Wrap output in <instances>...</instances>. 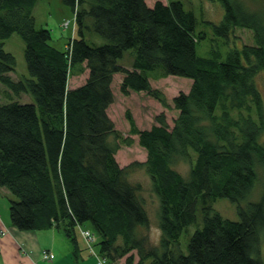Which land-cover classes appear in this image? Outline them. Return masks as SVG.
I'll return each instance as SVG.
<instances>
[{
    "label": "trees",
    "instance_id": "1",
    "mask_svg": "<svg viewBox=\"0 0 264 264\" xmlns=\"http://www.w3.org/2000/svg\"><path fill=\"white\" fill-rule=\"evenodd\" d=\"M65 1L80 37L59 49L51 43L52 30L37 24L38 0H0V84L7 97L30 93L35 100L0 103V193L7 187L17 196L10 203L12 225L63 231L76 260L83 250L76 228L90 222L97 235L85 241L95 264L122 258L126 264H264L256 252L264 230V193L244 202L259 169L264 171V97L256 81L264 76L263 15L238 0H220L225 14L212 25L221 43L226 46L237 27L253 29L256 43L201 56L197 45L206 34L196 33L194 12L179 0L152 6L147 0ZM87 16L108 43L86 40ZM13 33L25 41L28 78L10 74L17 61L4 40ZM128 49L134 51L131 68L119 63ZM116 73L123 74V94L145 92L178 111L173 126L162 111L142 129L126 110L130 132L147 151L145 161L126 166L116 157L119 140L130 146L133 139L122 136L108 112ZM72 75L76 87L69 84ZM168 75L192 79L190 90L172 103L149 79ZM179 159L190 163L188 177L176 169ZM136 166L146 168L160 201L162 234L156 245L150 242L140 184L128 179ZM218 198L237 203L240 220L214 211ZM199 209L203 223L185 253L180 237L198 221Z\"/></svg>",
    "mask_w": 264,
    "mask_h": 264
},
{
    "label": "rangeland",
    "instance_id": "2",
    "mask_svg": "<svg viewBox=\"0 0 264 264\" xmlns=\"http://www.w3.org/2000/svg\"><path fill=\"white\" fill-rule=\"evenodd\" d=\"M157 0H147L149 6H152ZM164 3H168L169 0H161ZM185 8L192 10L196 17V33L204 32L206 37L202 39L197 45V52L201 56H207L213 49L220 48L223 51L229 49L228 47H241L244 43L254 45L256 43V37L254 30L251 28L237 27L234 32L231 33L228 44L226 46L221 42L223 37L217 35L214 31L212 23L219 24L225 14V8L220 0H179ZM244 4L245 9L250 12H257L263 15L262 22L264 25V0H238ZM34 15L36 16L37 24L40 26H46L52 30L51 43L59 49H65L68 45L71 37H80L78 28L75 26L73 33L71 27L64 29L66 26L63 21L74 20V11L72 6L65 0H38L34 8ZM86 24L90 27L84 28V37L91 44L103 45L108 43L109 40L98 34L93 29V18L91 16L86 17ZM25 41L19 33H13L10 37L4 40V48L13 53L16 57V69L10 74L14 79L28 78L30 74L27 69V63L25 59ZM134 61L133 49H128L124 52V55L119 59V63L125 67L131 68ZM151 75V74H150ZM122 73H116L112 82V89L114 92V102L109 106L108 112L112 120L115 122L116 128L121 132L123 137H131L133 143L128 146L122 140H119L121 147L116 153L117 160L121 166H126L133 161H145L147 158V151L139 145L138 135L130 132V126L125 116L127 109L131 110L137 125L140 128H150L154 124L155 117L158 113L164 111L167 115V120L170 126H173V120L177 116L178 111L174 108H166L160 102L147 95L145 92L132 91L129 95H125L120 90V83L122 79ZM153 87L160 88L164 91L167 99L170 103L173 102V97L181 91L188 92L192 85V79L168 75L164 78L154 79L149 78ZM257 84L260 87L264 97V76L258 75L256 78ZM69 84L72 87L75 85V76H70ZM7 89L0 84V103H7L13 100H17L21 103L35 102L33 96L30 93H22L21 95H13L7 97L5 93ZM115 141L113 136L110 137ZM262 140L264 141V132L262 134ZM175 167L185 177H188L191 165L186 160H177ZM128 179L131 183L140 184L139 196L141 197L150 220L149 238L152 244H159L161 239V228H160V201L158 196L154 193L150 176L148 175L144 166H136L133 170L128 173ZM264 193V171L259 169V178L255 186L249 193L248 197L244 199L247 201L260 200ZM17 199V196L13 194L7 187H4L0 193V211L5 218H10V203L11 200ZM242 203V202H241ZM214 211L219 212L222 216L232 219L240 220L238 213L237 203L231 202L228 198H218L212 203ZM7 217H6V216ZM203 223V213L198 210V221L186 227L182 233L179 241L180 249L187 253L188 243L192 234L196 231L197 227ZM83 230H91L96 235L94 227L90 222H86L82 225ZM48 230V229H46ZM1 234H4V229H0ZM60 234L65 238V242L69 246H72L65 233L61 230ZM143 230H141L142 232ZM81 228H76V233L80 239V245L82 246L81 255L84 259H91L95 262V257L88 255L87 244L85 237L81 234ZM99 238V237H98ZM63 253H68L66 246L60 244ZM96 250H99V246H94ZM46 251H49L53 256L45 257ZM257 254L261 257L264 262V230L261 231L259 243L256 248ZM43 259L51 261L58 259L59 255L56 256L52 250H44L42 253ZM75 260V257L71 256V260ZM138 257L136 256L135 261L137 262ZM75 262V261H74ZM65 263V262H64ZM63 263V264H64ZM108 264H126L122 258L116 263L108 261Z\"/></svg>",
    "mask_w": 264,
    "mask_h": 264
},
{
    "label": "crops",
    "instance_id": "3",
    "mask_svg": "<svg viewBox=\"0 0 264 264\" xmlns=\"http://www.w3.org/2000/svg\"><path fill=\"white\" fill-rule=\"evenodd\" d=\"M0 229H4V234H0V264H95L93 260L84 259L82 255L76 260H71L72 246L65 242V238L56 228L19 230L12 225L10 218H5L0 211ZM61 243L66 246L68 253L62 252ZM44 250L54 251L56 256L59 255L58 259L55 260L56 257L51 261L44 260Z\"/></svg>",
    "mask_w": 264,
    "mask_h": 264
},
{
    "label": "built area",
    "instance_id": "4",
    "mask_svg": "<svg viewBox=\"0 0 264 264\" xmlns=\"http://www.w3.org/2000/svg\"><path fill=\"white\" fill-rule=\"evenodd\" d=\"M81 231H82V234L86 238L87 241L92 242V241L95 240V235H94L93 232H91V230H89V229L86 230V233H85V231L83 229ZM46 253L47 254H45V257H49V255L53 256V254L50 253L49 251H46ZM105 262H106L105 259H102V260L98 259V264H105Z\"/></svg>",
    "mask_w": 264,
    "mask_h": 264
},
{
    "label": "bare ground",
    "instance_id": "5",
    "mask_svg": "<svg viewBox=\"0 0 264 264\" xmlns=\"http://www.w3.org/2000/svg\"><path fill=\"white\" fill-rule=\"evenodd\" d=\"M64 23H65V27L66 28H69V27H71V25H72V27H73V29L75 30V23H76V21L75 20H65V21H63ZM109 109V108H108ZM149 175V174H148Z\"/></svg>",
    "mask_w": 264,
    "mask_h": 264
}]
</instances>
